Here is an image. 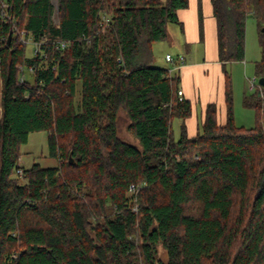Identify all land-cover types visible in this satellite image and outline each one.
<instances>
[{"label": "trees", "instance_id": "obj_1", "mask_svg": "<svg viewBox=\"0 0 264 264\" xmlns=\"http://www.w3.org/2000/svg\"><path fill=\"white\" fill-rule=\"evenodd\" d=\"M211 1L221 62L245 58L252 17L264 77V0ZM4 2L18 30L0 0V264H264V83L244 96L254 126L238 125L225 69V121L209 102L190 135L179 71L152 65L189 0H58V25L53 0ZM122 111L136 142L120 135ZM33 131L57 164L19 175Z\"/></svg>", "mask_w": 264, "mask_h": 264}, {"label": "rangeland", "instance_id": "obj_2", "mask_svg": "<svg viewBox=\"0 0 264 264\" xmlns=\"http://www.w3.org/2000/svg\"><path fill=\"white\" fill-rule=\"evenodd\" d=\"M5 0H2V9L4 7ZM56 10L54 15V21L56 25L59 23V10L58 0H53ZM16 30L17 29V26ZM168 30V37L164 40H160L154 43V58L152 65L164 68H171L172 62L166 59V53L169 52L172 56H175L179 52L186 53V61L192 59L202 60L204 58V43H192L184 44L183 35L180 30V26L176 23L170 22ZM105 31V28H102ZM20 32V38L22 33ZM28 36V35H27ZM29 43L26 45V53L28 56L33 55L32 52L37 45L33 38L32 40L28 37ZM22 40V38H21ZM24 44V43H23ZM262 52L258 37L257 24L254 18L249 17L246 22V33H245V58L243 60L230 61L226 65V69L231 74L232 80V92H233V104L235 121L238 125L251 127L255 124V111L253 108L248 107L244 104L245 94H252L255 91V84H258L259 77H256V62L261 59ZM176 59V58H175ZM171 66V67H170ZM177 71V70H176ZM179 71V70H178ZM174 72V70H173ZM29 75V73H28ZM253 81V82H252ZM2 84L0 75V85ZM254 84V85H253ZM260 89V88H259ZM1 91V86H0ZM80 88L79 93L76 97V101L80 102ZM200 109V107H199ZM128 117L122 111L119 118L120 135L132 142H136L133 135L128 131ZM180 119L175 118L173 121V130L175 138H179L180 130ZM20 163L24 168L31 167L34 163H40L43 166H53L57 164V159L50 155V148L48 142V134L45 131H33L30 132L28 141L21 146ZM130 197V192L127 193ZM139 199L136 202V211L139 208ZM138 207V208H137ZM139 211V210H138ZM137 211V212H138ZM160 257L167 259V254L163 248H160Z\"/></svg>", "mask_w": 264, "mask_h": 264}, {"label": "crops", "instance_id": "obj_3", "mask_svg": "<svg viewBox=\"0 0 264 264\" xmlns=\"http://www.w3.org/2000/svg\"><path fill=\"white\" fill-rule=\"evenodd\" d=\"M178 17L181 24H176L180 26L182 42L187 45L197 42L205 44V56L202 60L192 59L188 62L185 52H179L175 56L176 59L179 56L185 59L179 70L180 87L183 90L182 97L191 100L194 105V113L186 121L188 132L193 135L197 131L198 124L203 122L204 112L209 102L217 103L219 120L224 122L226 119L225 69L227 63L224 65L219 57L218 24L211 0H189L187 7L178 10Z\"/></svg>", "mask_w": 264, "mask_h": 264}, {"label": "built area", "instance_id": "obj_4", "mask_svg": "<svg viewBox=\"0 0 264 264\" xmlns=\"http://www.w3.org/2000/svg\"><path fill=\"white\" fill-rule=\"evenodd\" d=\"M7 9H8V4L7 3H5L4 4V7H3V10H2V15L4 16V18L6 19V20H9L11 17L9 16V14L7 13ZM57 9V8H56ZM11 20H12V18H11ZM109 21H110V17L108 16V14L107 13H105V12H103V11H101L100 12V25L102 26V25H106V24H108L109 23ZM12 23H13V31H17L16 30V23H15V20H12ZM103 26V27H104ZM22 42L25 44V45H27L28 43H29V39H28V36L26 35V33L25 32H23L22 33ZM55 43V46L58 48V47H61V48H64V47H66V46H68L69 45V43L68 42H66V41H63V40H57V41H55L54 42ZM38 51V47H36V49H35V51L34 52H37ZM166 59L168 60V61H170V62H172L173 63V67H171V68H169V71H170V73H173V70L174 71H178V70H180V68H181V66L184 64V62H185V59H184V57L183 56H179L177 59H175L174 58V56H172L171 54H167L166 55ZM31 69H32V67H31ZM26 79V74H25V72H24V67H22V74H21V80H25ZM253 82V81H252ZM254 85V84H253ZM178 94L180 95V97H182V95H183V90L182 89H179L178 90ZM19 163H20V159H19ZM17 173L19 174V175H22L23 174V167H22V165H21V163H20V166L17 168ZM138 190H139V186L138 185H131V192L134 194V193H137L138 192ZM134 209H136V207H134Z\"/></svg>", "mask_w": 264, "mask_h": 264}, {"label": "water", "instance_id": "obj_5", "mask_svg": "<svg viewBox=\"0 0 264 264\" xmlns=\"http://www.w3.org/2000/svg\"><path fill=\"white\" fill-rule=\"evenodd\" d=\"M9 37H11V35H10ZM259 83H260V84H263V83H264V77H261V78L259 79ZM259 93H261V91H260Z\"/></svg>", "mask_w": 264, "mask_h": 264}]
</instances>
